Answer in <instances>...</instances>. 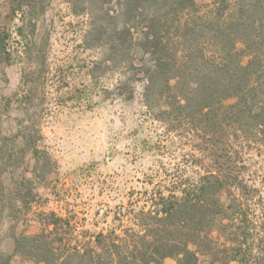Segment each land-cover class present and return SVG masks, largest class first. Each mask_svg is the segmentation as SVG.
Masks as SVG:
<instances>
[{"label":"rangeland","instance_id":"374dc122","mask_svg":"<svg viewBox=\"0 0 264 264\" xmlns=\"http://www.w3.org/2000/svg\"><path fill=\"white\" fill-rule=\"evenodd\" d=\"M93 1L48 0L30 21L11 14L10 0H0V34H9L6 49L0 44V146L10 152L1 159L0 180L14 204L2 206L0 188V244L10 243L13 231H39L45 211L70 218L76 239L119 232L133 224L126 210L143 205L159 181L197 176V164H207L204 138L186 128L169 131L143 104L142 85L130 97L122 74L101 61L100 49L88 47L91 18L84 10ZM233 137L235 179L223 191L215 235L224 245L232 240L229 230L245 225L255 260L264 257V145L253 134ZM231 209L233 222L226 215ZM13 262L32 264L21 256Z\"/></svg>","mask_w":264,"mask_h":264},{"label":"trees","instance_id":"16d2710c","mask_svg":"<svg viewBox=\"0 0 264 264\" xmlns=\"http://www.w3.org/2000/svg\"><path fill=\"white\" fill-rule=\"evenodd\" d=\"M47 1L10 0V11L31 21ZM93 2L84 10L91 18L88 47L100 49L101 61L122 74L130 97L142 85L143 104L169 131L181 127L204 138L207 164H197V176L159 181L143 205L126 210L133 224L119 232L110 228L76 239L70 218L45 211L39 231H13L11 242L0 244V264H14L16 256L32 264H163L167 257L176 264H264V257L251 259L245 225L229 230L232 240L224 245L215 235L223 221V191L235 179L233 136L253 134L264 145V0ZM8 37L0 34L3 50ZM29 147L39 161L35 139ZM4 153L10 152L1 145V164ZM2 185L0 180L2 206H14ZM231 211L226 215L233 222Z\"/></svg>","mask_w":264,"mask_h":264}]
</instances>
